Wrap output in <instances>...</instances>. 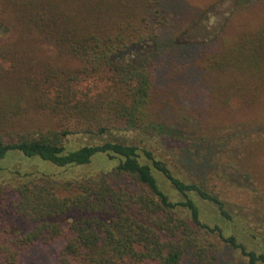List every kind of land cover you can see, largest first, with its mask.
I'll list each match as a JSON object with an SVG mask.
<instances>
[{
    "label": "trees",
    "instance_id": "16d2710c",
    "mask_svg": "<svg viewBox=\"0 0 264 264\" xmlns=\"http://www.w3.org/2000/svg\"><path fill=\"white\" fill-rule=\"evenodd\" d=\"M2 1L13 35L0 42V161L17 152L70 170L100 154L115 165L102 177L66 180L9 170L17 179L0 183V264H25L40 245L56 248L58 264H181L186 255L219 264V243L240 252V264H264V246L247 250L201 221L195 199L230 218L216 185L178 178L151 144L169 137L149 110L172 1ZM235 1V11L249 5ZM216 40L199 45L196 59L213 109L249 105L264 93V22ZM70 137L91 143L72 148Z\"/></svg>",
    "mask_w": 264,
    "mask_h": 264
},
{
    "label": "rangeland",
    "instance_id": "374dc122",
    "mask_svg": "<svg viewBox=\"0 0 264 264\" xmlns=\"http://www.w3.org/2000/svg\"><path fill=\"white\" fill-rule=\"evenodd\" d=\"M171 1L167 24L160 33V40L167 47L153 58L158 89L149 110L151 121L169 137L155 135L151 144L168 159L166 162L178 178L184 176L195 183L208 179L210 185H216V192H222L220 197L228 204L225 209L229 220L219 216L208 202L195 199L203 223L220 227L224 235L235 236L247 250L260 252L264 246V142L253 141L258 138L257 134H264V93L249 105H235L230 111L214 110L216 104L197 69L196 59L200 62L199 45L218 41L221 36L239 35L262 24L264 0H248L249 5L243 12L235 11V0ZM8 11L6 3L0 0V42L13 35ZM170 40L176 47L171 46ZM195 136L199 142L190 141ZM245 142H250V147L243 157L237 156L235 147ZM69 143L76 148L91 142L83 137H70ZM113 165L114 161L97 154L85 167L63 170L38 158H24L17 152H9L0 161L3 168L0 183L15 184L17 176L9 170L21 175L43 173L66 180L102 177ZM192 165L198 167L192 168ZM246 175L250 176L249 181L245 180ZM157 177L174 201L181 199ZM219 244L217 252L219 261L222 260L219 264L245 261L240 252ZM55 253L54 246H36L25 264H58ZM181 264L199 263L186 255Z\"/></svg>",
    "mask_w": 264,
    "mask_h": 264
}]
</instances>
